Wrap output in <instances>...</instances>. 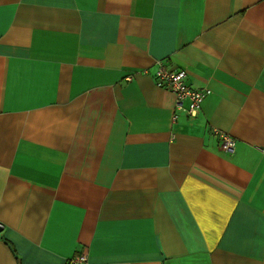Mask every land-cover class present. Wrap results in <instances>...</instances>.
Wrapping results in <instances>:
<instances>
[{"label": "crops", "instance_id": "crops-1", "mask_svg": "<svg viewBox=\"0 0 264 264\" xmlns=\"http://www.w3.org/2000/svg\"><path fill=\"white\" fill-rule=\"evenodd\" d=\"M0 225V264H264V0H0Z\"/></svg>", "mask_w": 264, "mask_h": 264}, {"label": "built area", "instance_id": "built-area-1", "mask_svg": "<svg viewBox=\"0 0 264 264\" xmlns=\"http://www.w3.org/2000/svg\"><path fill=\"white\" fill-rule=\"evenodd\" d=\"M155 84L171 91L175 97L172 120L176 121L181 115L194 117L201 107V102L206 94V89L193 88L186 82V72L183 69H168L159 61L153 74ZM219 138V147L223 153L232 155L235 152V138L230 134L214 130ZM65 264H91L85 252H79L67 259Z\"/></svg>", "mask_w": 264, "mask_h": 264}, {"label": "water", "instance_id": "water-1", "mask_svg": "<svg viewBox=\"0 0 264 264\" xmlns=\"http://www.w3.org/2000/svg\"><path fill=\"white\" fill-rule=\"evenodd\" d=\"M2 230V226L0 225V231Z\"/></svg>", "mask_w": 264, "mask_h": 264}]
</instances>
